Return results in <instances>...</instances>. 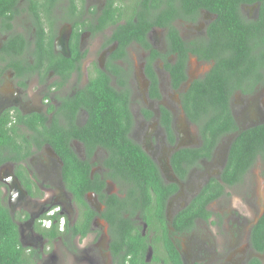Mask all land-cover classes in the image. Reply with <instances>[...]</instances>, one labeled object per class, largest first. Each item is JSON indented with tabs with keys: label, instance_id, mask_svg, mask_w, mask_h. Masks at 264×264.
<instances>
[{
	"label": "flooded vegetation",
	"instance_id": "obj_1",
	"mask_svg": "<svg viewBox=\"0 0 264 264\" xmlns=\"http://www.w3.org/2000/svg\"><path fill=\"white\" fill-rule=\"evenodd\" d=\"M185 1L18 0L9 27H0V122L8 121L6 127L17 136L12 147L0 149V206L17 227L28 264H119L111 249L113 228L103 218L107 212L104 197L123 198L121 190L126 188L112 179L110 149L98 137L99 130L88 132L97 128L89 126L96 114L75 101L91 97L89 86L101 75L124 98L129 113L125 116L129 124L126 138L153 161L164 184L177 186L167 197L165 220L168 240L181 263L264 260V250L257 251L252 241L254 227L264 214V200L252 202L253 189L251 202L246 203L257 208V215L250 222L232 206L217 205L227 189L236 188L249 172L254 173L261 156L239 183L225 187L222 196L206 204L211 213L208 218L196 217L193 225L180 231L171 226L173 217L210 179H219L229 155L230 137L264 124V83L252 88L247 85L244 91H235L230 102L237 131L220 140L211 159L201 157L191 166L188 158L179 163L174 157L180 150L186 156L201 145L198 128L186 115L183 96L193 82L206 78L212 68L208 61H217L215 56L227 58L223 49L235 44L233 29H249L250 48L264 42V0H204L203 6L191 3L196 0ZM170 10H175L170 19L160 17ZM219 23L223 29L218 28ZM130 24L141 34L132 29L129 34ZM17 46L22 49L16 51ZM49 47L55 59L73 61L68 75L54 65L49 67ZM181 63L185 80L175 87L173 73ZM97 109L109 113L107 106ZM54 130L67 140L86 175L67 169V161L46 141L45 131ZM179 165L186 171L183 177L175 170ZM79 177L86 178L81 184L92 186L83 195L90 213L74 195L81 188L77 186ZM54 207L63 222L57 216L48 227L47 212ZM88 214H92L89 230L82 235ZM141 214L146 221L140 219ZM133 219L146 244L145 262L175 264L166 252L155 204L138 209ZM91 237V245H86Z\"/></svg>",
	"mask_w": 264,
	"mask_h": 264
},
{
	"label": "trees",
	"instance_id": "obj_2",
	"mask_svg": "<svg viewBox=\"0 0 264 264\" xmlns=\"http://www.w3.org/2000/svg\"><path fill=\"white\" fill-rule=\"evenodd\" d=\"M29 1L32 2L33 0ZM182 1L186 3L185 0ZM207 1L217 3L221 0ZM17 2L18 0H0L1 28L9 27L12 15L17 9L15 6ZM224 2L227 1L224 0ZM191 3L193 5L199 3L200 6H203L204 0L191 1ZM176 10L178 9L176 8ZM174 11H166L160 17L170 19ZM218 28L223 29L224 27L219 23ZM131 29L135 33L138 31L141 34L138 28L131 24L127 27L129 34H132ZM233 32L235 44L227 45L223 49L227 58L221 56L218 59V56H215L217 61H208L212 63V68L206 74V78L203 81L193 82L188 92L183 96L186 115L197 126L201 145L192 148L186 156L183 150L175 153L174 157L179 163L180 159H184V157L188 158L191 166L196 165L201 157L211 159L220 140L227 134L237 131V125L230 110V102L235 91H244L247 85L252 88L256 84L264 83V42L260 46L250 48L252 36L249 35V29L246 26L235 27ZM48 35L50 42H52L54 37L52 27ZM141 38L143 39V35ZM17 41L19 42L18 39ZM20 49L22 47L17 46L15 50ZM255 51L258 53L255 54ZM47 53L49 59L52 58L49 60L51 62L49 67L54 65L60 73L68 75L73 68V61L65 58L55 59L52 47H49ZM206 57L210 59L211 55ZM60 67L64 69H60ZM177 68L176 72L173 73L175 87L185 80V65L183 66L181 63ZM89 90L93 91L91 97L85 101L78 97L75 101L85 104V107L91 109V113L94 111L96 114L91 117L89 126H97V128L90 129L88 132L99 130L98 137L105 142L104 146L110 149L111 166L109 168L112 179L120 188H126V190H121L123 198L116 195L104 197L107 212L103 218L113 228L111 248L113 255L117 256L119 264H148L145 262L146 244L140 232L136 230L133 218L138 209L148 208L151 203H154L157 218L163 226V236L169 259L175 264H182L177 251L168 240L167 222L165 220L167 197L176 190L177 186L170 183L164 184L153 161L137 145L126 138L125 130L129 124L125 120V116L129 117V113L125 109L124 98L121 97L120 92L108 86L106 76L101 75L100 78L91 82ZM155 93H157L156 88ZM99 106H107L109 113H102L97 109ZM5 124L0 122V149L12 147L11 141L15 135L14 130L8 129ZM45 134L46 141L67 161V169L84 172L81 164L75 160L67 140L64 142L62 139L61 132L45 131ZM15 137L17 136L15 135ZM257 156H261L264 160V124L238 132L230 145L227 162L219 179H210L188 206L173 217L171 226L180 231L193 225L196 217L208 218L211 213L205 209L206 204L222 196L225 187L239 183ZM176 168L175 170H178L180 174L179 177H183L186 171L180 165ZM85 179L79 177V185H75L81 186V188L74 190V195L78 201L83 203L84 207L87 204L83 195L87 189H92V186H87L85 183L81 184ZM98 188L96 191L99 193ZM86 208L88 213L92 212L88 206ZM5 212L6 210L0 206V264H28L27 260L29 259L24 256L19 243L17 227L5 215ZM126 214L127 216H125ZM91 217L92 214L87 215L85 229L81 232L82 235L88 232ZM139 217L147 220L142 214ZM252 241L257 251L264 250V214L254 227ZM125 243L128 244L127 248L123 247ZM248 264L262 263L255 258Z\"/></svg>",
	"mask_w": 264,
	"mask_h": 264
},
{
	"label": "rangeland",
	"instance_id": "obj_3",
	"mask_svg": "<svg viewBox=\"0 0 264 264\" xmlns=\"http://www.w3.org/2000/svg\"><path fill=\"white\" fill-rule=\"evenodd\" d=\"M89 59L94 61V57L92 53H89ZM93 58V59H92ZM254 173L249 172L244 180L233 189L226 190V196L218 202V206L227 205L232 206L233 209H236L238 213H240L241 217H245V219L250 222L251 219L256 218V207L253 204H248L246 202H251L250 197L251 193L254 189V195L252 202L255 204H259L264 200V162L263 160L259 161L258 164L253 169ZM245 202V203H244ZM216 210V207H214ZM91 240V241H90ZM86 242V245H91L92 237ZM61 251L64 253V249L60 247ZM155 253H152V257ZM155 257V256H154ZM65 260V259H64ZM264 264V260L262 261ZM63 264H67L64 262ZM82 264V263H81Z\"/></svg>",
	"mask_w": 264,
	"mask_h": 264
},
{
	"label": "clouds",
	"instance_id": "obj_4",
	"mask_svg": "<svg viewBox=\"0 0 264 264\" xmlns=\"http://www.w3.org/2000/svg\"><path fill=\"white\" fill-rule=\"evenodd\" d=\"M234 139H235V138H234ZM54 209H56V210H54ZM52 210H53L54 212L52 213V215H49V212L52 211ZM58 211H59L58 207H54V208L50 209V210L47 212V218H46V220L49 219V220H51V223H52L53 220H54V218H56V217L58 216V215H57V214H58ZM58 219H60V222H63V221H62V217H59V216H58ZM51 223H50V225H51ZM50 225H49V226H50ZM49 226H48V227H49Z\"/></svg>",
	"mask_w": 264,
	"mask_h": 264
},
{
	"label": "built area",
	"instance_id": "obj_5",
	"mask_svg": "<svg viewBox=\"0 0 264 264\" xmlns=\"http://www.w3.org/2000/svg\"><path fill=\"white\" fill-rule=\"evenodd\" d=\"M54 210H56V209H54ZM53 212H54L53 210L50 211V212H49V215H52ZM50 223H51V220H49V219L45 220V225H46V226H49Z\"/></svg>",
	"mask_w": 264,
	"mask_h": 264
},
{
	"label": "water",
	"instance_id": "obj_6",
	"mask_svg": "<svg viewBox=\"0 0 264 264\" xmlns=\"http://www.w3.org/2000/svg\"><path fill=\"white\" fill-rule=\"evenodd\" d=\"M237 134H238V132H237ZM235 137H236V135L234 134L232 137H230V139L228 141H233ZM169 180L173 181V179H169Z\"/></svg>",
	"mask_w": 264,
	"mask_h": 264
}]
</instances>
